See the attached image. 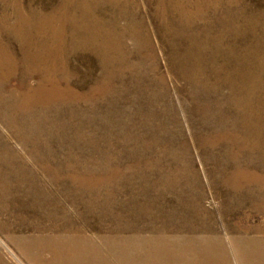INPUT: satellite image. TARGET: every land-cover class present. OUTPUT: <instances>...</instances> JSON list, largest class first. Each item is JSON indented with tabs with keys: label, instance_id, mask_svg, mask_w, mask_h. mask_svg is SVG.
Wrapping results in <instances>:
<instances>
[{
	"label": "bare ground",
	"instance_id": "1",
	"mask_svg": "<svg viewBox=\"0 0 264 264\" xmlns=\"http://www.w3.org/2000/svg\"><path fill=\"white\" fill-rule=\"evenodd\" d=\"M2 2L0 209L32 229L25 245L48 264H264V91L248 69L264 49L240 27L264 12L62 0L32 28L33 7ZM76 54L86 88L66 63Z\"/></svg>",
	"mask_w": 264,
	"mask_h": 264
},
{
	"label": "rangeland",
	"instance_id": "2",
	"mask_svg": "<svg viewBox=\"0 0 264 264\" xmlns=\"http://www.w3.org/2000/svg\"><path fill=\"white\" fill-rule=\"evenodd\" d=\"M14 1H16V0H7V3L12 6ZM60 1H62V0H21V2H23V4L25 5L26 8H28V9L30 7L34 8V10H32L33 12H31L29 10H28L29 12H26V13H30V15H31V16L30 15L29 16L26 15V16H28L30 18L29 22L31 23L32 28H34L36 25H39V22L41 20L40 16H39L40 12H45L47 14H50L51 11L53 10V7L56 6ZM246 2L249 4L250 12L253 15H255V17L256 16L260 17L261 13L264 12V0H249V1L246 0ZM7 8L12 9L13 6L12 7L8 6ZM259 9H261V10H259ZM3 10H4L3 2H2V0H0V11L2 12ZM256 20L257 21L259 20V21H258V23H255L254 25H242L240 27H242L241 31L246 32V36H247V38H246L247 42L246 43L249 45L251 44L255 48H258L259 50H263L264 49V31H263L264 30V24H263V22H261L263 19L260 18V19H256ZM62 24H63V22H60V21L55 20V19L52 22L46 21L43 24L42 31L44 32L45 35H50V37H51L52 34L55 33L56 30H60V28L64 29L63 27H61V26H63ZM69 26H71V24H69ZM60 31H62V30H60ZM248 34H249V36H248ZM249 39H251V40H249ZM254 41H256V42H254ZM154 44L156 46L158 57H159L160 61H162L161 62L162 68L164 69L165 66H164L163 62L165 60L162 58V54L160 52L161 48L157 44V41H155ZM262 54L263 53L261 51L252 53V56H253L252 57V63L250 62L251 60L248 62V69H249V71H251V76H252L251 81L256 80L258 82L261 93H263V91H264V76H263L264 75V69L262 68V66L264 64V59L262 56H264V54L263 55ZM260 55H262V56L260 57ZM84 59H85L84 55L76 54V55H72L71 57H68L66 63H67V65H69V67H71L70 70L78 69L80 78H83V80H84L83 81L80 78L78 79L79 81L74 80L75 85H79L82 87L84 86L86 88V87L90 86L94 80L91 77V73H89L90 71L92 72V70H91L90 66L88 65L87 61ZM95 70H96V67L94 68V71ZM97 74H99V71L97 72ZM83 83H84V85H83ZM262 95H264V94H262ZM184 121H185V119H184ZM185 125L187 127L186 121H185ZM192 153H193V156L195 158V163L197 166L196 168L199 170L201 179L204 183H206L207 178H206L205 173L207 170V166H204V164L202 163V159L200 158L201 157L200 152L197 151L196 148L192 149ZM207 188L208 187L205 186V190H207L206 192L208 195L204 201L209 204L211 201V198H210L209 193H208L209 188L208 189ZM216 204L217 203L214 202V205H216ZM250 220H251L250 223L257 224L261 221V215H259L257 213H252V217L250 218ZM21 222L22 221H21L20 217L14 216L10 212L3 210V209H0V264H48L47 260L50 258V255L48 252L45 251L42 254H40L36 249H30V247L25 245V239L27 236H29L32 233V231H31L32 229H30L28 226L26 227L24 224H21ZM148 236H149L148 233H145V232H143V234L141 235L142 238H146ZM127 238L132 239L133 238L132 234L127 233ZM139 245H140L139 251L144 255L149 254L152 250L150 247L146 246L145 239L140 241ZM86 264H95V263L94 262H92V263L87 262ZM164 264H168V262L165 261Z\"/></svg>",
	"mask_w": 264,
	"mask_h": 264
}]
</instances>
